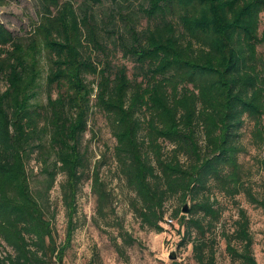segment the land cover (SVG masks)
Listing matches in <instances>:
<instances>
[{"label":"trees","instance_id":"1","mask_svg":"<svg viewBox=\"0 0 264 264\" xmlns=\"http://www.w3.org/2000/svg\"><path fill=\"white\" fill-rule=\"evenodd\" d=\"M38 1L41 19L28 36L0 24V264L62 262L86 181L98 212L110 215L103 161L93 162L83 143L94 106L115 137L118 176L145 225L163 231L166 202L190 201L188 212L178 206L173 214L197 264L217 263L218 235L233 259L259 264L244 207L232 230L217 233L223 209L214 192L244 191L264 206L240 160L249 121L264 151V0H110L100 16L104 0ZM32 160L45 175L38 188ZM259 168L264 174V153ZM59 174L64 241L49 197Z\"/></svg>","mask_w":264,"mask_h":264},{"label":"rangeland","instance_id":"2","mask_svg":"<svg viewBox=\"0 0 264 264\" xmlns=\"http://www.w3.org/2000/svg\"><path fill=\"white\" fill-rule=\"evenodd\" d=\"M110 0L96 6L100 15L108 13ZM38 0H0V24L10 29L15 35L28 36L34 26L40 22ZM143 19V18H142ZM261 28L264 27V12L261 14ZM42 87L40 100L46 98V75L48 73V58L42 57ZM1 86L2 82H0ZM89 128L83 135L84 146H88L93 160H102L101 174L113 192V201L110 215L104 218L97 210L96 196L91 182L86 181L79 192V226L69 242L64 260L54 264H197L192 242L183 240V228L178 216L173 211L180 206L182 213L184 203L175 198L166 202L163 231H156L145 225L135 214L129 196L131 191L118 176L116 164L112 158L113 146L116 142L111 133L104 113L95 106L92 108ZM252 121L243 129V143L246 149L240 155L243 164V176L251 181L253 188L264 196V174L259 168V159L264 153L253 141ZM29 171L33 185L41 187L38 180L45 175L32 160ZM63 174H59L50 190V202L55 211L54 223L58 230L59 240H65L66 215L62 203L60 181ZM217 204L223 209V215L218 223L217 233L234 228V220L238 216L239 207H244L250 217V226L253 233V252L259 264H264V206L251 202L244 191L235 196L226 195L220 191L214 192ZM167 218H173L168 222ZM126 233V234H125ZM128 234V235H127ZM127 236L125 240V237ZM3 243L0 242V252L4 253ZM216 264H243L235 260L227 249L226 239L218 235L215 242ZM174 256V258L171 257Z\"/></svg>","mask_w":264,"mask_h":264},{"label":"water","instance_id":"3","mask_svg":"<svg viewBox=\"0 0 264 264\" xmlns=\"http://www.w3.org/2000/svg\"><path fill=\"white\" fill-rule=\"evenodd\" d=\"M184 210H185V211H187V210H188V207H187V205H185V207H184ZM171 257H172V258H174V256H172V255H171Z\"/></svg>","mask_w":264,"mask_h":264},{"label":"built area","instance_id":"4","mask_svg":"<svg viewBox=\"0 0 264 264\" xmlns=\"http://www.w3.org/2000/svg\"><path fill=\"white\" fill-rule=\"evenodd\" d=\"M168 222H172L173 218H167Z\"/></svg>","mask_w":264,"mask_h":264}]
</instances>
